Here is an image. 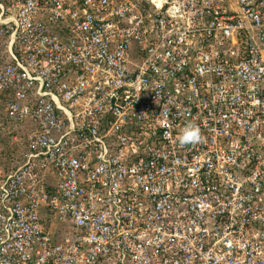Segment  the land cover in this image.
Instances as JSON below:
<instances>
[{
    "label": "built area",
    "instance_id": "2783aa9c",
    "mask_svg": "<svg viewBox=\"0 0 264 264\" xmlns=\"http://www.w3.org/2000/svg\"><path fill=\"white\" fill-rule=\"evenodd\" d=\"M0 264H264V0H0Z\"/></svg>",
    "mask_w": 264,
    "mask_h": 264
},
{
    "label": "rangeland",
    "instance_id": "374dc122",
    "mask_svg": "<svg viewBox=\"0 0 264 264\" xmlns=\"http://www.w3.org/2000/svg\"><path fill=\"white\" fill-rule=\"evenodd\" d=\"M65 230H66V232H67L69 235H72V231L75 230V227L70 226V227L65 228Z\"/></svg>",
    "mask_w": 264,
    "mask_h": 264
},
{
    "label": "trees",
    "instance_id": "16d2710c",
    "mask_svg": "<svg viewBox=\"0 0 264 264\" xmlns=\"http://www.w3.org/2000/svg\"><path fill=\"white\" fill-rule=\"evenodd\" d=\"M11 154H15L14 151H12V152L9 153V155H11Z\"/></svg>",
    "mask_w": 264,
    "mask_h": 264
}]
</instances>
